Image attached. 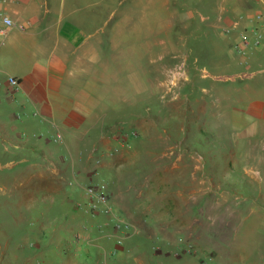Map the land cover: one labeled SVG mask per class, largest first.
Segmentation results:
<instances>
[{"label":"crops","instance_id":"0c3cea01","mask_svg":"<svg viewBox=\"0 0 264 264\" xmlns=\"http://www.w3.org/2000/svg\"><path fill=\"white\" fill-rule=\"evenodd\" d=\"M0 11L13 22L0 37V128L10 139L40 132L54 161L76 167L104 157L108 169L117 168L110 163L124 148L117 124L141 117L135 109L125 115L137 100L125 98L124 88L141 86L147 70L161 71L170 82L174 64L167 60L177 54L178 38L188 48L191 40H206L197 50L215 49L220 73L217 135L225 143L252 144L245 164L264 168V43L244 62L236 48L239 33L264 15V0H0ZM255 68L260 74L248 75ZM8 77L19 80L15 92H7ZM253 179L264 183V175ZM134 183L123 185L119 197L134 198L132 205L121 202L120 210L135 233L112 264H264V208L217 194L232 200L228 218H217V246L209 250L199 206L204 193L193 197L190 223L177 228L172 209L139 206ZM135 214L156 221H135ZM113 244L111 237L105 243L109 249ZM175 247L189 252L176 257Z\"/></svg>","mask_w":264,"mask_h":264},{"label":"rangeland","instance_id":"374dc122","mask_svg":"<svg viewBox=\"0 0 264 264\" xmlns=\"http://www.w3.org/2000/svg\"><path fill=\"white\" fill-rule=\"evenodd\" d=\"M205 41L191 40L189 48L196 51ZM178 44L177 54L167 60L174 64L170 82L161 71L147 70L141 86L124 88L125 98L135 95L137 100L134 108L127 104L125 115L135 109L141 117L127 116L117 124L124 142L110 162L117 168L108 169L104 157L76 167L59 163L45 151L40 132L10 139L0 128V264H112L107 256L114 244L111 249L105 245L112 234L106 216H92L84 206V188L91 183L103 184L121 212V202L132 205L134 198L119 197V190L135 182L139 206L172 209L177 228L191 221L197 207L193 197L204 193L199 206L209 250L217 246V218H228L231 197L264 208V183L253 179L262 177L264 168L245 164L253 145L225 143L217 135V52L206 45L202 53H192L182 38ZM246 72L260 74L256 68ZM13 121L7 120L19 122ZM221 193L230 199L217 196ZM131 217L156 221L151 214ZM160 221L165 224L164 217ZM182 250L175 247L172 253L177 257Z\"/></svg>","mask_w":264,"mask_h":264},{"label":"built area","instance_id":"2783aa9c","mask_svg":"<svg viewBox=\"0 0 264 264\" xmlns=\"http://www.w3.org/2000/svg\"><path fill=\"white\" fill-rule=\"evenodd\" d=\"M13 26L12 20L0 11V37H4L8 30ZM22 28V26H19ZM249 33L251 38L249 37ZM240 45L236 46L237 52L243 62L246 60L249 50L259 48L264 43V15H258L254 18V22L250 29L242 30L239 33ZM20 83L14 77L7 78V92L12 93L17 90ZM53 142L58 143L59 136H53ZM84 194L87 199L85 206L86 212L92 216L98 214L105 215V225L111 227L109 237H113L114 247L109 250L108 258L111 259L116 255L117 249L121 247L128 237L135 233L133 226L122 216L121 212L114 209L110 203L105 186L99 183L88 184L84 188ZM188 253L189 249L185 248L181 252Z\"/></svg>","mask_w":264,"mask_h":264}]
</instances>
